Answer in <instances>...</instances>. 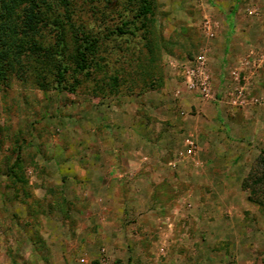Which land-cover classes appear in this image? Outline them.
Listing matches in <instances>:
<instances>
[{
	"label": "rangeland",
	"instance_id": "1",
	"mask_svg": "<svg viewBox=\"0 0 264 264\" xmlns=\"http://www.w3.org/2000/svg\"><path fill=\"white\" fill-rule=\"evenodd\" d=\"M142 1L53 0L6 51L0 264H264V0Z\"/></svg>",
	"mask_w": 264,
	"mask_h": 264
},
{
	"label": "trees",
	"instance_id": "2",
	"mask_svg": "<svg viewBox=\"0 0 264 264\" xmlns=\"http://www.w3.org/2000/svg\"><path fill=\"white\" fill-rule=\"evenodd\" d=\"M53 0H0V67L3 68L9 64V56L6 51L14 45L18 48L27 44L24 42L18 44L15 36H19L21 39L23 36L32 35L33 31L38 27L39 21L42 18L47 17L49 12H53ZM62 2V0H60ZM52 2V4L50 3ZM142 5L139 8L138 14L145 16L147 13H151L150 3L146 0L142 1ZM55 7L56 4H54ZM20 19V20H19ZM19 20V21H17ZM14 21V22H13ZM57 24L59 30V37L63 36V21H58ZM58 32V31H57ZM116 32L121 33L122 28H117ZM62 38V37H61ZM16 40V42H15ZM82 44H84V50H78L75 56V67L82 71L88 68L87 54L91 52L93 44L90 42L88 35H83L81 38ZM36 44H32L35 46ZM24 48V47H22ZM11 63V62H10ZM60 75H62L60 73ZM257 163L260 166V173L264 174V156L257 157Z\"/></svg>",
	"mask_w": 264,
	"mask_h": 264
},
{
	"label": "built area",
	"instance_id": "3",
	"mask_svg": "<svg viewBox=\"0 0 264 264\" xmlns=\"http://www.w3.org/2000/svg\"><path fill=\"white\" fill-rule=\"evenodd\" d=\"M192 76H195L194 70H190V72L186 76V82L188 83V86L197 91L201 96L205 98L209 97L210 87L209 82L207 81V77H198L196 81H194Z\"/></svg>",
	"mask_w": 264,
	"mask_h": 264
}]
</instances>
